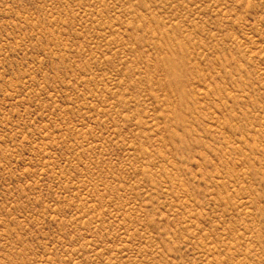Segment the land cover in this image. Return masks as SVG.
I'll return each instance as SVG.
<instances>
[{
  "label": "rangeland",
  "instance_id": "obj_1",
  "mask_svg": "<svg viewBox=\"0 0 264 264\" xmlns=\"http://www.w3.org/2000/svg\"><path fill=\"white\" fill-rule=\"evenodd\" d=\"M0 264H264V0H0Z\"/></svg>",
  "mask_w": 264,
  "mask_h": 264
}]
</instances>
